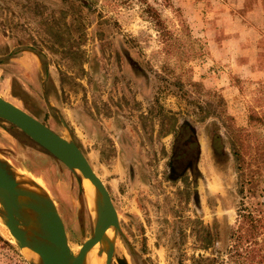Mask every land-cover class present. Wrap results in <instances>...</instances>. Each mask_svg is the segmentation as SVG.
Returning a JSON list of instances; mask_svg holds the SVG:
<instances>
[{
    "label": "rangeland",
    "instance_id": "374dc122",
    "mask_svg": "<svg viewBox=\"0 0 264 264\" xmlns=\"http://www.w3.org/2000/svg\"><path fill=\"white\" fill-rule=\"evenodd\" d=\"M0 97L79 147L117 213L114 257L247 264L250 246L264 264V14L245 0H0ZM182 127L197 151L178 173ZM0 156L43 186L75 253L88 192L2 120ZM0 264H28L1 223Z\"/></svg>",
    "mask_w": 264,
    "mask_h": 264
},
{
    "label": "water",
    "instance_id": "95a60500",
    "mask_svg": "<svg viewBox=\"0 0 264 264\" xmlns=\"http://www.w3.org/2000/svg\"><path fill=\"white\" fill-rule=\"evenodd\" d=\"M0 120L18 129L61 163L73 176L81 195V178L87 179L95 191V218L93 220L90 217L91 233L77 251L72 253L62 222L47 193L30 181L32 187L38 191L22 186L23 182L20 181L26 179L24 175L0 156V223L8 231L15 246L23 253L27 263L83 264L89 249L101 242L103 246L98 252H104L103 264H110L112 259L116 264H127L125 258L113 256L114 241L119 233L117 213L105 186L78 147L69 138L57 135L27 112L1 97ZM109 228L113 230L112 240L105 237ZM24 248L36 254L38 261H33Z\"/></svg>",
    "mask_w": 264,
    "mask_h": 264
},
{
    "label": "flooded vegetation",
    "instance_id": "af4514ba",
    "mask_svg": "<svg viewBox=\"0 0 264 264\" xmlns=\"http://www.w3.org/2000/svg\"><path fill=\"white\" fill-rule=\"evenodd\" d=\"M196 151H197V148H196L195 138L190 132H188V129L186 127H182L175 137L174 143L172 145V150H171V163L174 166V170L178 173L179 172L182 173L188 169L191 170V168L194 166ZM61 222L64 228L66 240H67V232H66L65 225L62 219H61ZM87 237H85L84 240Z\"/></svg>",
    "mask_w": 264,
    "mask_h": 264
},
{
    "label": "bare ground",
    "instance_id": "6f19581e",
    "mask_svg": "<svg viewBox=\"0 0 264 264\" xmlns=\"http://www.w3.org/2000/svg\"><path fill=\"white\" fill-rule=\"evenodd\" d=\"M2 157V156H1ZM75 173L77 175H79L78 171L75 170ZM22 175V174H21ZM80 176V175H79ZM26 178V177H25ZM29 179H21L20 183H22V186L29 188V189H33L35 191H38V189L33 188L32 185L29 183ZM31 182V181H30ZM37 185V184H36ZM38 186V185H37ZM80 186L82 187V189L85 192V195H87V192L89 194V201H88V209H89V214L91 219L94 220L95 218V211H94V205H93V200H94V196H95V191L93 186L89 183V181L87 179L81 178V184ZM40 187V186H38ZM40 189H42L40 187ZM43 190V189H42ZM87 190V191H86ZM44 191V190H43ZM46 193V192H45ZM105 237L108 240H112L113 239V230L111 228L107 229L105 232ZM103 246V243L99 242L96 243L91 249H89V251L86 253L85 257H84V261L83 264H96L95 262V258H96V254L99 251V248H101ZM69 247V245H68ZM27 252V255H29V257L33 260V261H38V257L36 254H34L33 252L27 250L26 248H24ZM69 250L72 252V250L69 247ZM73 253V252H72ZM102 253L104 254V252L102 251ZM101 264V263H100Z\"/></svg>",
    "mask_w": 264,
    "mask_h": 264
},
{
    "label": "trees",
    "instance_id": "16d2710c",
    "mask_svg": "<svg viewBox=\"0 0 264 264\" xmlns=\"http://www.w3.org/2000/svg\"><path fill=\"white\" fill-rule=\"evenodd\" d=\"M145 17L150 20L153 24V27L156 29L157 32H159L161 34V36L164 34L168 36V40H172V41H176L177 38L176 37H172V34L169 33L165 27L163 26L162 24V21L160 19V16L159 14L157 13V11L150 5H146L145 6ZM167 39L165 40L166 42L168 41ZM37 56L40 58L41 55L39 53H36ZM24 136V135H23ZM25 138L29 141L30 145L40 151H42L43 153H45L47 156H49L52 160H54L55 162L59 163L56 159H54L51 155H49L46 151H44L42 148H40L39 146H37L36 144H34L31 140H29L26 136ZM75 144V143H74ZM76 145V144H75ZM77 146V145H76ZM78 147V146H77ZM79 148V147H78ZM233 156L236 158V152L233 151L232 152ZM249 213H247V215L245 216L246 218H249L250 220L248 221L249 222V228H248V232L249 234H247V236H252V235H255L258 233V227L256 225H254L255 223L254 222H251V221H254L253 218H252V215H250ZM242 217H244L242 215ZM246 240L248 241V237L246 238ZM255 244V243H253ZM252 247L248 246L245 248V261L246 263L250 264L252 263V261L250 259H252L253 257L249 255L250 252H252ZM250 257V258H249ZM249 258V259H248ZM264 263V260L262 261Z\"/></svg>",
    "mask_w": 264,
    "mask_h": 264
},
{
    "label": "crops",
    "instance_id": "0c3cea01",
    "mask_svg": "<svg viewBox=\"0 0 264 264\" xmlns=\"http://www.w3.org/2000/svg\"><path fill=\"white\" fill-rule=\"evenodd\" d=\"M258 12L264 14V0H245V15H247L248 17L249 15L255 16ZM24 177L29 179L31 182L39 185L44 190V192H46V190L43 188V186L40 185L37 180H34L26 175H24Z\"/></svg>",
    "mask_w": 264,
    "mask_h": 264
}]
</instances>
